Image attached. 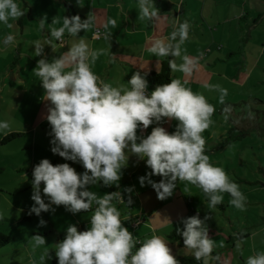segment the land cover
<instances>
[{
    "label": "clouds",
    "instance_id": "obj_1",
    "mask_svg": "<svg viewBox=\"0 0 264 264\" xmlns=\"http://www.w3.org/2000/svg\"><path fill=\"white\" fill-rule=\"evenodd\" d=\"M137 3L138 19H160L154 0H137ZM24 15L25 10L16 0H0V22L4 25L11 27L10 20L17 21ZM45 21L46 17L39 20L41 31L45 29ZM95 23L92 13L83 20L79 15L63 16L62 22L55 16L51 24H47L50 38L33 44L34 56L41 57L32 71L44 90L42 99L48 102L43 119L50 125L51 152L82 164L85 171L77 173L68 163L53 165L48 159H41L32 169L34 204L29 214L40 216L42 211H55L52 205H63L73 214L81 210L91 212L87 230L78 231L70 224L64 239L55 244L58 264H179L165 239L154 234L141 240L124 227L121 212L113 204L114 200L125 204L120 191L99 195L88 186L102 182L104 186L119 188L122 169L127 167L131 154L151 169L139 177V182L142 187L145 183L150 185L159 200L172 196L178 181L185 182V192L189 185L199 188L209 209L224 202L223 194L227 193L232 207L246 211L247 197L224 168L214 165L205 154L203 133L213 123L214 105L202 93L187 87V79L172 78L147 94V73L136 71L118 86L102 80L93 66L102 56H109V62H115L116 57L109 47L93 49L84 38H77L81 30L87 32ZM116 27L115 19L109 18L103 23L105 41L111 37L110 29ZM190 27L188 20L177 21L170 35L166 39L153 38L147 51L157 58H179V64L176 59L168 60L170 70L191 76L197 61L182 49L189 38ZM65 33L76 38V42L51 62L43 58L44 45H51L56 51L54 41L61 42L62 47ZM3 44L15 46V36L8 34ZM203 87L218 92L219 103L225 104L227 89L210 83ZM224 112L229 113L230 106L225 105ZM165 119L177 121L175 131L169 133L160 126ZM153 123L157 126L152 127L150 134L137 135L138 128L147 129ZM11 132L10 123L0 121V133ZM154 175H159L161 180L153 181ZM41 184L49 203L41 196ZM124 191L130 194L133 189L128 187ZM132 202L129 195L127 205ZM208 219V215L201 219L198 214L181 218L183 229H176L183 237L184 248L198 262L211 257L216 247L208 236L205 223ZM39 226H46V221L40 219ZM30 243L35 251L45 246V238L37 234L30 238ZM239 249L240 243H237ZM46 258L51 259L47 248L39 257L40 264H45ZM32 264L37 262L33 260ZM245 264H264V252L248 256Z\"/></svg>",
    "mask_w": 264,
    "mask_h": 264
},
{
    "label": "crops",
    "instance_id": "obj_2",
    "mask_svg": "<svg viewBox=\"0 0 264 264\" xmlns=\"http://www.w3.org/2000/svg\"><path fill=\"white\" fill-rule=\"evenodd\" d=\"M16 2L25 10V15L21 17V20H10L11 27L0 22V121L10 123L12 132L19 134L15 139H24L21 148L30 150V159L25 161L20 157L19 160H14L4 156L0 157V163L8 160L14 169L13 173H19V176L27 175L22 168H30L45 158L56 159V164L68 163L77 173L85 171L82 164L65 160L51 152V136L48 134L50 125L46 119H43L47 112L48 102L42 99L44 90L32 71L36 67V61L41 58L34 56L35 46L33 44L36 41L44 42L50 38L48 25L55 16L61 18V22L63 16L79 15L83 20L89 13H92L96 17L95 26L87 32L81 30L77 38H84L89 47L93 49L109 47V51L116 57L115 62H109V56H102L93 66V71L113 86L127 82L136 71L144 74L151 70H159L163 58L152 56L147 51L150 42L153 38L166 39L174 30L176 22L184 20H188L191 27L189 38L182 45V49L185 50L184 54L197 61V67L191 76H186L179 71H171L173 78H180L182 81L187 79L186 86L203 95L205 93L203 85L205 83L219 84L217 79H226L230 82L233 77L237 83L242 85L256 77L255 83H264V0H154V6L160 10V19L152 21L138 19L137 0H16ZM43 17H46V26L41 31L39 20ZM109 18L117 21V27L110 29L112 34L107 42L104 39L103 23ZM95 28L102 30L103 36L99 39L92 37ZM8 34L15 36V46L6 47L3 44ZM73 42H76V38L65 33L62 47L61 42L54 41L57 46L56 51H53L51 45H44L43 58L51 62L53 58L68 51ZM176 63H181V60L176 58ZM232 63L237 69L235 75H230L228 70ZM151 91L148 88L147 93ZM214 92L210 91V95ZM210 95L208 94L207 100L212 104ZM176 124L175 120L165 119L160 126L171 133L175 131ZM155 126H157L156 123H153L147 129L138 128L137 135L146 136ZM3 136L5 135L0 133V145L3 144L1 143ZM141 161H138L137 168ZM137 168H133L132 165L128 168L127 164V167L122 169L120 188L116 185L104 186L102 182L88 186L89 190L99 195L108 193L112 187L121 192L125 204L118 201H113V203L120 207L123 222H133V233L141 227V219H138V216L146 214L147 218L142 220L146 221L148 226L155 227V232L148 233V237L155 234L162 239H168L167 231L181 224V218H184L187 212V203L204 217L200 209L207 203L204 194V201L200 207L193 206L192 201V194L200 193L199 188L189 185V190L185 192V182L178 181L173 191L177 198L181 199L180 203L178 202L176 206L168 203L159 205L155 190L147 183L142 187L139 182V177L144 176L151 169L147 166L143 167L135 176ZM0 169V173L3 172V166ZM151 179L159 182L161 177L154 175ZM29 181L22 186L0 181V216H2L0 230L13 236L11 243L0 247V264H32L33 260L40 264V256L30 249L29 241H22L19 233L11 231L14 226L22 227L21 221L26 217L24 215L29 214L31 207H23L16 199L23 190V186L29 185ZM128 187L133 189L130 194L124 191ZM42 188L43 184H41V191ZM129 195L133 202L127 205ZM45 203L49 201L46 199ZM52 208L57 209L60 216L57 223L49 221L50 227L46 225L44 230H54L58 235L59 232L66 231L70 224L80 227L81 231L87 230L82 217L76 213L73 214L66 210L63 205H52ZM209 210L211 213L216 212L214 209ZM44 213L48 220L51 213L49 211ZM154 217L161 219L155 223ZM7 221L12 223L11 233L5 228ZM79 223H82L84 228L78 225ZM206 225L208 236L216 233L208 228L207 223ZM138 238L142 240L143 237ZM19 239L20 243L14 242ZM56 241L59 242L58 236ZM166 241L176 259L178 256L188 255L183 243ZM10 244L12 246H8ZM49 254L51 259L46 258L45 264H49L50 261L56 264L55 252H49ZM212 255L214 256V253ZM205 261L203 260V264ZM210 264L222 263L215 255L210 260Z\"/></svg>",
    "mask_w": 264,
    "mask_h": 264
},
{
    "label": "rangeland",
    "instance_id": "obj_3",
    "mask_svg": "<svg viewBox=\"0 0 264 264\" xmlns=\"http://www.w3.org/2000/svg\"><path fill=\"white\" fill-rule=\"evenodd\" d=\"M234 65L232 63L228 69L230 75H235L237 72ZM256 80V77H253L246 84L240 85L233 77L230 82L226 79H217L220 82L219 85L228 90L224 105L218 101V92L215 91L210 95V91L204 89V96L207 98L208 94L210 95L209 98H211L212 105L216 109L211 117L212 125L203 133L206 139L205 147L207 148L205 154L209 155L210 161L214 165L224 168L230 179L239 185L240 190L247 197L246 211H239L228 203L230 197L225 193L223 194L224 202H222L224 209L216 207L213 208L216 212L211 213L207 203L205 206L200 207V204L204 201L203 192L200 190V193L192 194L193 206H199L204 213V217L205 215L209 216L206 222L209 225L208 228L216 232L210 234L209 238L215 241L216 247H214L213 253L222 264H245L248 256L254 255L256 252H264V83H255ZM222 82H224L223 85L221 84ZM225 105L230 106L229 113L224 112ZM240 133H244V136L239 137ZM227 135L232 138L238 136V138L225 143L223 147L219 148L218 143L223 142ZM23 140L14 138L0 145V157L5 156L7 159L12 158L14 160H19L21 157L28 161L30 159V150L21 148ZM138 161L136 156L129 154L128 168L132 165L136 169ZM2 166L4 170L0 173L1 182L6 181L7 183H16L22 186L29 181L27 175L19 176V173L14 174V169L8 160L0 163V168ZM23 187L16 199L23 207H32L34 201L31 199V182L29 181V185ZM41 196L44 200L47 199L43 194ZM178 198L173 191L172 196L162 200V203L176 206L181 200ZM117 207L120 211V207ZM49 213H51V217L48 220L44 212L40 216L26 214L24 216H29V219H22V227L14 226L13 230H11L14 233H19L20 235H17L21 237L22 241H29L30 247V238L34 234L39 233V235L43 236L45 238V246L35 250L39 256L44 253L46 248L49 249L50 253H54L53 248L58 243L56 241L57 233L54 230L47 231L44 230L45 226H39L40 219L46 221V227H50L49 221L57 223L60 216L57 213V209L49 211ZM76 214L82 217L83 223L86 224V229L90 227L91 212ZM143 218H147V215L138 216V219H141V227H138L134 233L132 232L133 222L122 221V224L133 235H139L137 237H143L142 239H144V236L148 237L149 234L155 232V227L148 226L147 222L142 220ZM159 219L161 218L154 217L153 221L158 223ZM11 224L8 221L5 223V228L9 232ZM77 230L81 231L80 227H77ZM161 234L163 233L161 232ZM21 240H15L14 242L20 243ZM237 243H240L239 250H237ZM221 244L222 246H220ZM214 256L211 255V257L206 258L205 264H210V260ZM52 262L50 261L49 264H52ZM56 264H58V261Z\"/></svg>",
    "mask_w": 264,
    "mask_h": 264
},
{
    "label": "trees",
    "instance_id": "obj_4",
    "mask_svg": "<svg viewBox=\"0 0 264 264\" xmlns=\"http://www.w3.org/2000/svg\"><path fill=\"white\" fill-rule=\"evenodd\" d=\"M21 20V18L19 19ZM169 59H176V58H172L171 56L163 58L161 61V65H160V69L159 70H151L149 71L145 78L148 81V88L150 90H153L155 88L156 85L158 84H162V83H168L170 82V79H172V75H171V70L169 68L168 65V60ZM19 134L16 132H12L8 135H5L2 137L1 139V143H5L8 142L10 140H13L16 136H18ZM244 136V133H240L239 137ZM238 136L232 138L229 135H227V137L225 138V140L221 143H218L219 148L223 147L225 145V143L231 142L233 139H237ZM207 150V148H206ZM49 161L53 164L56 165V159H49ZM35 165L31 166L30 168H22V170H25L27 172V175L30 179V182L32 181V169ZM146 167L145 162L142 160L139 167L137 168V170L135 171V176L139 174L141 168ZM116 191L115 187H112L109 189L108 193L110 192H114ZM206 199V198H205ZM159 200V199H158ZM115 201V200H114ZM162 204V200H159V205ZM217 207L224 209V205L221 203L219 205H217ZM80 212H86L81 210ZM199 216V218L203 219L204 217L198 213L197 211H195L188 203H187V212L184 216V218L192 216V215H197ZM24 219H29V216L24 217ZM78 225H80L82 228H84V225L82 223H79ZM180 228L181 230L183 229V223L181 222V224L177 227H174L172 229H170L169 231H167L166 233V237L168 238V240H170L171 242H175L177 244H182L183 243V237L177 233L176 229ZM46 233V232H45ZM66 235V231H62L58 233V239L59 241H62L64 239ZM13 240V237L10 236L9 234L3 232L0 230V247H3L9 243H11V241ZM139 245H137L138 247ZM213 253V252H212ZM57 258L54 259V261H56ZM177 260L179 261V264H203V260L202 261H196L194 259L193 256H191L190 254L188 255H181L177 257Z\"/></svg>",
    "mask_w": 264,
    "mask_h": 264
},
{
    "label": "built area",
    "instance_id": "obj_5",
    "mask_svg": "<svg viewBox=\"0 0 264 264\" xmlns=\"http://www.w3.org/2000/svg\"><path fill=\"white\" fill-rule=\"evenodd\" d=\"M102 36H103L102 30H100L99 28H95L93 33H92V37L95 38V39H99ZM147 92H148V88L146 90V94H147Z\"/></svg>",
    "mask_w": 264,
    "mask_h": 264
}]
</instances>
